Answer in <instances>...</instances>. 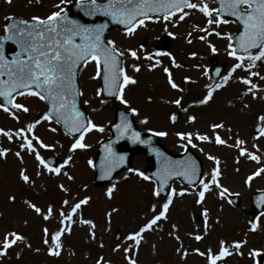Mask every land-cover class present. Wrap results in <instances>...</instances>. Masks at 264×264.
Here are the masks:
<instances>
[{"label": "rangeland", "instance_id": "374dc122", "mask_svg": "<svg viewBox=\"0 0 264 264\" xmlns=\"http://www.w3.org/2000/svg\"><path fill=\"white\" fill-rule=\"evenodd\" d=\"M75 2L0 0V32L7 17L44 19ZM200 2L192 0L198 5ZM206 2L209 8H216L214 1ZM183 12L187 13L183 20L179 19L181 12L168 20L164 16L146 19L131 35L121 29L109 31L108 40L123 53L122 67L136 81L123 91L127 104L97 96L98 78H93L95 62L88 60L81 66L78 72L81 103L88 119L104 129L85 133L82 143L87 147L70 150L79 135L69 137L52 120H42L45 103L36 96L16 97V103L27 107L28 112L21 110L17 114L0 108V129L13 133L11 141L0 135V149H7L6 155L0 157V245L6 234L17 233L24 237L23 242L18 241L0 256V264H97L98 261L102 264H129V261L135 264H209V253L218 254L221 241L231 254L217 260L216 264H260L264 253V210L257 215L253 213L251 194L264 189V172L253 175L264 169V135H261L264 121H261V130L254 131L259 117L264 116L261 109L264 106V79H261L264 60L249 68L245 59L244 67L234 69L238 61L228 55L232 50L228 37L233 40L237 23L222 18L227 22L208 24L209 18L196 9L186 8ZM211 18L215 19V15ZM164 34L170 35V44L167 49L157 51L158 38ZM130 51H135L137 58H133ZM211 58L225 65L215 79L208 73ZM133 66H138L139 71H134ZM169 76L177 88L169 84ZM225 76H229L227 82L223 79ZM243 79L251 83L245 85ZM207 83L208 89L202 87ZM252 84L256 88L248 92ZM217 85L222 86L217 88ZM187 86L191 88L186 93ZM210 89L211 98L206 104H200ZM177 99L180 105L174 103ZM117 108L135 109V114L132 113L135 125L145 132H166V136L159 138L167 151L173 154L185 149L193 151L202 164L200 181L208 183L210 188L200 203H197L198 193L203 191L200 182L188 187L172 181L168 194L155 195V183L137 174L145 176L150 164L141 151H135L129 168L118 172L111 181L101 186L92 183L95 176L92 163L99 143L109 136ZM174 113L178 118L176 123H171ZM189 117L194 119L190 121ZM29 124H34L31 132L27 131ZM213 125L223 127L213 128ZM21 129L44 162L48 155L60 159L59 166H48L59 168L58 174L48 171L35 153L20 148L22 138L15 134ZM177 133L192 134L191 144L187 138L181 140ZM197 134L208 136V141L197 140ZM217 135L224 144L215 142ZM37 139L47 147H40ZM237 140L243 143L237 145ZM242 149L246 152L244 156L240 155ZM247 153L257 156L258 160L249 159ZM209 156L214 159H208ZM214 169L219 172V188L210 183ZM22 170L29 177L27 183L20 177ZM249 176L253 179L246 183ZM109 189H112L110 194ZM223 189L228 191L222 198ZM229 195L239 198L238 205L232 204ZM169 197L171 203L166 218L159 220L152 230L141 233L138 245L129 239L162 210ZM85 199L87 203L71 213V207ZM29 205L39 207L41 212L36 213ZM49 208L52 212L45 220ZM61 212L71 213V221L65 219L61 224ZM250 214H253L252 219ZM253 223L257 224L254 231L251 230ZM61 228L65 230L59 237V255H51L49 248H54L51 237ZM117 232L120 237L115 239ZM198 235L200 240L195 239ZM236 242H241L239 249L233 247ZM253 250L261 255L252 257Z\"/></svg>", "mask_w": 264, "mask_h": 264}, {"label": "snow or ice", "instance_id": "6c2138e0", "mask_svg": "<svg viewBox=\"0 0 264 264\" xmlns=\"http://www.w3.org/2000/svg\"><path fill=\"white\" fill-rule=\"evenodd\" d=\"M10 2V0H9ZM67 0H60L61 4L66 3ZM218 3L217 8H209L206 0H201L200 4L191 3L190 0H107L106 3L98 2V0H76L77 7L83 10L84 15L92 16L96 13H101L106 16H111L112 19L121 24L127 25L126 34L131 35L137 25L143 26L144 20L137 19L139 16H146L147 12H163L164 19L168 20L170 16L174 15L175 12H181L179 16L180 20L185 18L187 13L183 12L184 8L196 9L201 12L205 17H208V24L219 25L221 23H226L221 17L222 13L227 12L228 15L234 16L243 25V31L239 35L236 47L233 48L231 44L232 37H228L230 43L229 48L232 50L228 52L229 56L235 57L238 61L234 65L235 68L244 67L243 61L246 59L248 61V67H254L257 61L264 60V0H215ZM59 7V5H57ZM174 10V11H173ZM64 10L61 8L60 11L52 12L51 15L44 19L38 17H32L34 23L28 24L26 21H18L15 24L5 26V35L0 37L3 40H13L20 47V53L17 54L11 62H7L4 56L0 54V76L7 75V80H0V97L3 98V102L0 103V108L4 112H10V109L5 106V104H10L12 108L16 110H23L28 112L29 109L19 103H15V97L13 93L19 96L25 94L30 96H36L41 101H45L51 105L48 109V113L41 117L42 120H49V113L54 114L57 117V122L61 120L64 121L66 128H69L70 132H79V138L75 140V143L71 145L70 150H75L77 148L83 149L87 147L82 143L84 135L86 132L96 129L103 132L102 127H97L92 123L91 120L87 121V125L83 123V116L76 109L75 96L80 95L79 91L76 89L74 84V78L78 70V65L81 63L87 64L88 60L91 59L96 64V76L93 78L102 77L103 79V91L109 96H114L121 104H127V101L123 98V91L125 87L129 84H135L136 81L132 77L128 76L123 67H120V61L117 59L118 56H122V52H118L115 48L113 41H108L105 46L104 42L101 40V34L104 31L106 25H95L89 27L87 25L79 24L74 20H70L66 15L63 14ZM215 15V19H212ZM6 19L11 20V17ZM19 25H25L26 27H20ZM11 32V35L8 33ZM217 35H220L217 33ZM80 37L81 42L75 43V38ZM237 49L242 53V55H237ZM256 51L253 52L252 50ZM213 51L215 49L213 48ZM129 54L133 58H137L135 51H130ZM23 55V58H21ZM155 67V65H153ZM233 69V70H234ZM6 70V72H5ZM134 71H139L138 66H133ZM164 71L167 73L168 69L165 68ZM252 75H258V73H252ZM224 81L227 82L229 76H225ZM264 79V77H261ZM169 84L172 88H177V85L173 83L171 77L169 76ZM242 83L245 85L250 84L249 79H243ZM222 85H217L219 88ZM256 88L255 84H252L248 89V92H252ZM19 89H24L25 91H18ZM97 96L101 95V89L97 90ZM247 94V93H245ZM212 91L209 90L208 94L204 96L199 103L206 104L211 98ZM253 96L255 93L253 92ZM176 105H180V100L174 101ZM132 113L135 114L136 110L131 109ZM124 114L121 113V117ZM13 118H16L13 115ZM175 120V117H172ZM190 121L194 117L188 118ZM260 121H264V116L259 117ZM37 120L35 123H39ZM147 121H141V123H146ZM34 124H29L27 126V131L31 132ZM223 127V125H213V128ZM116 130L123 136L125 133L131 130V125L125 120L121 124L116 125ZM55 131V129H53ZM24 129L19 130L15 135L22 138V143L20 144L21 149H26L29 153H35L36 159L40 161L48 171L59 173V168H48L44 160L40 157L39 153H36L33 147L32 140L28 139L23 135ZM0 135L7 137L10 141L13 138V133L10 131H4L0 129ZM153 135L156 136H166L167 133L163 131L154 132ZM181 140L187 138L188 143L191 144L192 134L190 133H177ZM261 135H264V130H261ZM134 142L147 143V141L140 140V133L131 131V136ZM33 139H36L35 137ZM197 140L208 141L209 137L206 135H196ZM215 142L217 144H224L225 141L220 138V136L215 137ZM40 147H47L42 142L37 139ZM243 143L237 140V145ZM195 147V145H192ZM110 157L117 159L115 154L112 153L111 147L107 148ZM7 149H0V157L6 155ZM246 154L245 150H241L240 155L244 156ZM20 156V153H16ZM158 155H160L158 153ZM248 158L254 161L258 160V157L247 153ZM69 160L71 157L68 158ZM208 159H214L209 156ZM119 161H123V157H118ZM67 160L64 161L67 164ZM92 162L89 161V164ZM218 163V161H217ZM131 171V169H130ZM165 174H174L187 178L189 183L192 182L191 178L196 173V168L192 162H175L174 165H165ZM264 172V169L257 170L253 175H260ZM141 175L143 179H149L144 176L143 173H137ZM219 175L218 169H214L211 173L210 183L215 184L216 187H220L217 183V176ZM20 177L26 183L29 181V177L22 170L20 172ZM253 176H249L246 180L251 181ZM203 186V191L198 193L200 199L197 203H200L205 192L209 191V184L204 181H200ZM109 194L112 189H109ZM227 189H223L220 192V196L223 198L224 193ZM158 195L159 193H154ZM183 195V192L180 193ZM261 199H264L262 197ZM67 204V201L64 202ZM87 200H81L71 207V213H75L77 209L81 207L82 204H86ZM171 203V197L168 201L163 204L162 210L154 215L143 227L139 229L134 235H131L129 239L136 242L138 245L141 237V233L153 229V226L157 224L159 220L165 217V213L169 208ZM35 210L36 213H40L41 209L35 205H29ZM153 211L155 209L153 208ZM52 209H48V215L44 216L47 220L51 214ZM71 213L65 214L60 213L62 217L60 223L63 224L64 220L67 219L71 221ZM206 215V212H205ZM82 223H90L89 221H82ZM257 224L253 223L251 225V230H255ZM65 229L61 228L55 234L52 235L51 240L54 248H49V254L59 255V237ZM47 235V229L44 230ZM196 240H200L201 237L198 235L195 237ZM23 242L24 237L17 233L6 234L3 238V243L0 245V256L6 254V250L12 247L17 242ZM46 244L48 240L44 241ZM233 247L239 249L241 247V242H236ZM127 251V249H125ZM179 251V250H178ZM231 253L224 247V241L220 242V252L216 255L209 253L208 261L209 264H216V261L221 259L226 255ZM201 255H203L201 253ZM250 255L252 257L260 256L261 253L253 250ZM97 264H102V261H98ZM129 264H135V261H129Z\"/></svg>", "mask_w": 264, "mask_h": 264}, {"label": "water", "instance_id": "95a60500", "mask_svg": "<svg viewBox=\"0 0 264 264\" xmlns=\"http://www.w3.org/2000/svg\"><path fill=\"white\" fill-rule=\"evenodd\" d=\"M106 2H107V0L104 3H106ZM63 14L66 15L70 20H74L79 24L87 25L89 27H93L95 25H106L103 33L101 34V40L104 42L105 46H108L107 42L105 40V35L111 27L127 28L126 24H121L119 22H116L112 19L111 16H106V15H103L101 13H96L95 15H92V16H86V15H84L83 10H81V8L77 7V5H74L70 9L64 11ZM156 14H164V13L163 12H159V13L147 12L146 16L156 15ZM221 15L230 16L236 20V18L234 16L228 15L227 12L222 13ZM143 17H145V16H139V17H137V19L139 20ZM18 21H20V20L11 19L8 23V26H11ZM236 21H238V20H236ZM32 23H34V22H28V24H32ZM239 24H240V30H239V32L236 33V36L234 39L235 47H236L237 41L239 39V35L243 31V25L240 22H239ZM19 26L20 27H26L25 25H19ZM11 34H12L11 32L8 33V35H11ZM4 35H0V37H3ZM163 41H164V45L168 44L167 39H163ZM80 42H81L80 37H76L75 43H80ZM9 43L13 44L14 48L7 51L5 49V47ZM237 52H240V51L237 49ZM18 53H20V47L17 43H15L13 40L0 39V54H2L4 56L5 61L11 62V60L13 58H15ZM21 58H23L22 55H21ZM117 59L120 61L119 56L117 57ZM212 62H214V64H215L214 60H212ZM80 65H78L77 67H79ZM119 66L121 67V62H120ZM221 68H222V65H219V66L215 65L214 68L212 69V71L216 75L217 73H219ZM5 72H6V70H5ZM7 79H8L7 75L0 76V80H7ZM74 84H75L76 89L78 90L76 75L74 78ZM101 90H102L104 96L113 97V96L107 95V93L105 91H103V79H102V77H101ZM18 91H26V90L19 89ZM14 95H15V93H13V96ZM0 98L3 101V98L2 97H0ZM75 104H76V109L80 113H82L83 123L86 126L87 125L86 116H85L83 109L79 105L78 95L75 96ZM6 105H10V104H6ZM47 107L48 108H47L46 113H48V109L51 107V105L49 103H47ZM121 113L124 114L123 117H121ZM49 116H51L52 118H54L57 121V117L54 114L49 113ZM174 117L176 119L177 116L175 115ZM125 120L131 125V130L129 132L125 133L123 136H120V134L116 130V125L123 123ZM59 123L61 124L62 128L65 131H67L69 134L76 135L79 133V132H70L69 128L65 127L63 120H61ZM259 128H260V125L258 124L256 129H259ZM131 131L139 132L140 133V140L141 141H147V143L134 142V140L132 138H130ZM122 142H125L127 144V148L121 147ZM109 146L111 147L112 153L115 154V157L117 159L114 160L113 157L109 156V153L107 151V148ZM137 149L144 151L147 158H149L152 161L153 167L151 169L147 170V174L149 176H151L158 183V192L160 194H165L167 192L168 187H169V183L174 178H178L182 182L188 183V184H195L199 180L200 170H201L200 164H199V161L197 159H195V157L190 153V151L185 152L181 156L170 155L159 145L157 137L151 136V135H145L141 131L134 128L133 121L130 117V113L119 110L117 112V121L111 126V137H109L107 140L103 141L101 146H100L99 154H98V157L95 161V169H96L97 175H96L94 183L97 185H101L103 182L110 180L117 171L128 167L130 160H131V154L134 150H137ZM158 153L160 155H158ZM121 156L123 157L122 162L118 160V157H121ZM48 160L51 163L54 162L53 158H49ZM189 160L192 162V164H194V166L196 168V173L194 176H192V178H191L192 182L191 183H189V180L183 176L174 175V174H165L164 167L166 164L169 166H172L175 164V162H184V161H189ZM262 197H264V191H260L256 194L252 195V203H253V207H254L256 212L261 211L264 207V199H261ZM232 199L235 203H238L237 197H233ZM118 237H119V234H117L116 238H118ZM261 264H264V256L262 257Z\"/></svg>", "mask_w": 264, "mask_h": 264}, {"label": "bare ground", "instance_id": "6f19581e", "mask_svg": "<svg viewBox=\"0 0 264 264\" xmlns=\"http://www.w3.org/2000/svg\"><path fill=\"white\" fill-rule=\"evenodd\" d=\"M202 87H205V89H208L209 88V85H208V83L207 84H204ZM191 87L190 86H187L186 88H185V90H184V92H188L189 91V89H190ZM193 88V87H192ZM262 110H264V106H262V108H261ZM260 109V110H261ZM27 208H29V207H27ZM26 215H29L30 216V214L29 213H25Z\"/></svg>", "mask_w": 264, "mask_h": 264}]
</instances>
